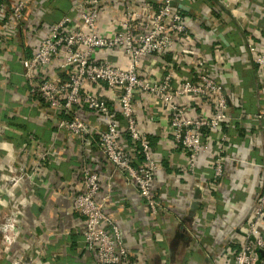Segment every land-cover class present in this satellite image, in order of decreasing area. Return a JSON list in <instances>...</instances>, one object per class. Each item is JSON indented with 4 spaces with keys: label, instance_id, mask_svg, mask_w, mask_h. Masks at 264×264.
<instances>
[{
    "label": "crops",
    "instance_id": "1",
    "mask_svg": "<svg viewBox=\"0 0 264 264\" xmlns=\"http://www.w3.org/2000/svg\"><path fill=\"white\" fill-rule=\"evenodd\" d=\"M82 0H6L0 9V179L18 166L31 177L19 184L0 183V220L11 208L18 214V236L9 246L0 241V264H94L84 246L82 218L71 207L81 190L78 167L87 160L99 174L98 195L117 224L133 264H235L257 197L264 185V67L250 62L248 43L264 49V0H175L181 5L192 41H175L172 51L145 58L140 73L156 81L170 74L173 86L196 77L190 52L210 58L212 76L221 83L227 118L216 129H203L204 150L189 170L181 146L168 130V113L148 91H135L133 104L138 130L148 139L157 161L152 187L160 202L152 212L125 173L96 148L101 117L79 111L89 126L90 147L76 135L57 127L59 116L28 91L21 59L37 46L51 24L64 16H78ZM136 1V0H133ZM145 2V0H138ZM21 2L20 16L12 7ZM121 3H101L102 29L114 26ZM220 44L215 56L213 46ZM189 49V51H188ZM116 48L97 49L93 60L123 65ZM55 65V62L53 63ZM121 124V142L134 164L142 160L138 143L124 130V120L112 91L100 88ZM190 113L209 117L210 97L190 100ZM223 148V173L213 178L212 157ZM215 182V183H213ZM264 234V217L260 220ZM1 246H3L1 248ZM256 264H264V250Z\"/></svg>",
    "mask_w": 264,
    "mask_h": 264
},
{
    "label": "built area",
    "instance_id": "2",
    "mask_svg": "<svg viewBox=\"0 0 264 264\" xmlns=\"http://www.w3.org/2000/svg\"><path fill=\"white\" fill-rule=\"evenodd\" d=\"M108 0H82L79 2L75 21L64 16L55 21L38 40L31 53L21 59L23 76L28 91L47 103L59 116L57 127L76 135L85 146L92 145L89 126L80 116L82 109L98 114L103 127L97 130L96 148L116 168L136 186L146 205L152 212H158L160 202L151 185L157 168L147 136L137 128L133 98L135 91L144 90L154 95L158 103L168 113V130L183 150L189 170L195 169L196 157L207 150L203 129H216L227 118V101L220 82L213 77L210 58L190 52V63L196 77L186 78L180 86H173L170 74L160 80H147L140 73L145 58L151 54L162 56L172 51L175 41L182 40L187 45L192 34L187 26L182 8L175 0H117L121 3L120 14L114 26L102 29L100 20L101 3ZM173 2V4H172ZM6 0H0L4 9ZM21 2L12 7L15 17L20 16ZM250 62L264 67V49L255 50L248 43ZM116 48L122 52L123 65L110 61L93 60L97 49ZM189 51V49H188ZM216 56L220 54V44L213 46ZM55 62V65L53 63ZM112 91L118 101L127 135L138 143L142 160L134 164L121 142V124L114 115L109 102L98 90ZM188 94L190 100L196 97H210L213 111L209 117H199L190 113V105L178 102L176 98ZM260 118L264 126V111L254 116ZM223 148L219 147L212 157L214 179L223 173ZM81 190L72 196L71 207L82 218V238L84 246L92 253L94 264H133L120 237L117 224L104 209L105 194L98 195L99 174L87 161L78 167ZM23 177H31L18 166L9 168L11 186L19 184ZM215 183V182H213ZM264 217V185L257 197L253 216L234 252L235 264H256L258 249L264 250V234L260 225ZM18 214L13 208L2 215L0 232L3 240L10 244L18 236ZM21 264H28L23 262Z\"/></svg>",
    "mask_w": 264,
    "mask_h": 264
},
{
    "label": "rangeland",
    "instance_id": "3",
    "mask_svg": "<svg viewBox=\"0 0 264 264\" xmlns=\"http://www.w3.org/2000/svg\"><path fill=\"white\" fill-rule=\"evenodd\" d=\"M17 238V237H16ZM0 241L1 242H3V245L4 246H9L10 244H12V243H10V244H8V243H6L4 240H3V237H2V232H0ZM3 246H1V248H2ZM23 262H25V261H20V262H17V264H21V263H23Z\"/></svg>",
    "mask_w": 264,
    "mask_h": 264
},
{
    "label": "water",
    "instance_id": "4",
    "mask_svg": "<svg viewBox=\"0 0 264 264\" xmlns=\"http://www.w3.org/2000/svg\"><path fill=\"white\" fill-rule=\"evenodd\" d=\"M172 4H173V2H172ZM180 6H181V5H180ZM258 252H259V253L263 252V249L259 248V249H258Z\"/></svg>",
    "mask_w": 264,
    "mask_h": 264
}]
</instances>
